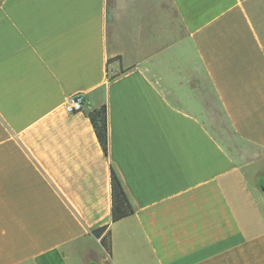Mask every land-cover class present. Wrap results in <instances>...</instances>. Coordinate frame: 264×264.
Listing matches in <instances>:
<instances>
[{
  "label": "crops",
  "instance_id": "1",
  "mask_svg": "<svg viewBox=\"0 0 264 264\" xmlns=\"http://www.w3.org/2000/svg\"><path fill=\"white\" fill-rule=\"evenodd\" d=\"M255 164L264 0H0V264H264ZM110 169L134 209L115 223Z\"/></svg>",
  "mask_w": 264,
  "mask_h": 264
},
{
  "label": "trees",
  "instance_id": "2",
  "mask_svg": "<svg viewBox=\"0 0 264 264\" xmlns=\"http://www.w3.org/2000/svg\"><path fill=\"white\" fill-rule=\"evenodd\" d=\"M89 121L93 127L97 141L104 153L107 155V116L105 105L100 106L97 109H93L87 113ZM110 221L115 223L121 219L127 218L134 214V209L129 202V199L123 189V186L119 180L117 174L110 169ZM105 228L96 229L92 234L96 238H100V244L107 253L110 254V242L108 235L101 237Z\"/></svg>",
  "mask_w": 264,
  "mask_h": 264
},
{
  "label": "rangeland",
  "instance_id": "3",
  "mask_svg": "<svg viewBox=\"0 0 264 264\" xmlns=\"http://www.w3.org/2000/svg\"><path fill=\"white\" fill-rule=\"evenodd\" d=\"M219 124L221 125L219 126L220 128H223L224 131L226 130V133L219 135L220 140H222L230 148L244 147L232 137L224 122H220ZM219 134L221 133L219 132ZM249 152H252V150H249ZM250 167L251 168L247 169V172L251 173V175H249L251 178L249 186L251 195L250 198L245 201V212L247 214V218H243V220L251 231H257L264 229V185H258L256 181L260 174H264V164L261 166H259V164H255Z\"/></svg>",
  "mask_w": 264,
  "mask_h": 264
},
{
  "label": "built area",
  "instance_id": "4",
  "mask_svg": "<svg viewBox=\"0 0 264 264\" xmlns=\"http://www.w3.org/2000/svg\"><path fill=\"white\" fill-rule=\"evenodd\" d=\"M84 100L80 93L69 96L64 103V110L68 115L79 113L83 110Z\"/></svg>",
  "mask_w": 264,
  "mask_h": 264
}]
</instances>
